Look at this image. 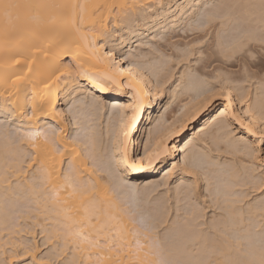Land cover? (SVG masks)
Listing matches in <instances>:
<instances>
[{
    "label": "bare ground",
    "instance_id": "obj_1",
    "mask_svg": "<svg viewBox=\"0 0 264 264\" xmlns=\"http://www.w3.org/2000/svg\"><path fill=\"white\" fill-rule=\"evenodd\" d=\"M144 1L0 0V115L11 120L15 129L12 132L0 123V226L6 225L16 202L25 199L28 208L21 205L27 209L22 214L42 219L41 230L47 233L48 241L59 237L64 248L72 247V264H171L159 240L154 241V236L145 233L153 229L146 221L148 212L140 211L137 204L142 186L127 181L124 174L131 178L152 177L161 171L165 181L157 187H166L173 179L179 187L176 193L189 203L196 194L191 184L192 187L184 186L185 181L188 175L198 176V189L201 190L204 178L207 197L223 213L209 230L212 237L198 229L193 246L205 252L210 249V264H264V205H260V200L258 206L245 204L246 210L241 205L237 207L244 202L241 198L248 199L249 194L245 195L242 189L250 183L244 178L253 175L254 170L243 174L240 169L246 167L242 164L236 170L234 163L221 159L214 163L209 159L212 154L190 150L208 128L214 127V134L208 130L213 139L209 135L208 139L215 142L212 141L217 158L225 151L226 155L241 159L250 157V163L252 158L260 161L257 155L264 143V116L259 109L264 111L263 96L253 103L256 98L249 97L251 93L246 95L245 90V95L240 92L241 95L239 89L235 92L240 87L236 83L243 86L245 77L239 80L236 74L225 72L224 67L215 69L217 64H213L219 60L231 65V59L250 60V51H264V0H244L246 6L240 10L228 6L199 10L204 1L212 0H184L177 11L160 9L155 21L161 25L158 34L178 32L189 16L191 21L198 15V20H203L190 22L187 33L196 36L195 42L210 36L213 43L206 48H216L199 61L198 73L185 77L184 88L176 89L165 103L144 72L146 68L154 71L156 78L166 82L170 74L165 63L159 59L150 65L146 60L148 67L141 68L125 59L124 43L107 47L111 24L127 22L129 13ZM233 28L242 30L233 35ZM68 58L71 62L65 63ZM212 66L215 74L219 73L215 81L221 79L224 91L219 104L214 96L213 73L212 82L208 78L212 70L207 69ZM246 69L249 76L253 74L249 66ZM258 74L250 77L258 79ZM80 95L84 98L78 99ZM182 96L191 102L170 123V105ZM70 104L73 108H69ZM216 104L220 108L215 111ZM162 111L158 120L157 113ZM70 125L82 133L70 134L74 129ZM141 126L146 141L143 157H138L133 152L132 136L139 133ZM111 127L116 130L112 149L104 146ZM231 132H237L239 140H234ZM109 155L111 160L107 159ZM240 157L238 161L244 162ZM248 178L251 182L253 176ZM257 183L249 188L259 191L264 187ZM201 194L199 191L198 198ZM240 194L245 197L238 198ZM221 200H225V206ZM135 209L138 216L130 219L128 216ZM200 220L198 217V227L202 225Z\"/></svg>",
    "mask_w": 264,
    "mask_h": 264
},
{
    "label": "rangeland",
    "instance_id": "obj_2",
    "mask_svg": "<svg viewBox=\"0 0 264 264\" xmlns=\"http://www.w3.org/2000/svg\"><path fill=\"white\" fill-rule=\"evenodd\" d=\"M183 1L184 0H145L142 3V5L139 4V8H137L134 12L129 13V15H128L129 17H128L127 22L123 23L119 19L120 21H118L115 24H111V26H110L111 38L109 40L110 42H108V44H107V47H115L118 44L124 43L126 46L123 47L122 54L124 55V57L127 61H134V63H136V65H138L141 68L148 67V65L145 63L146 60L149 61L148 64H150V65L156 64L157 62H159V59H160V62L162 61L163 63H165L167 74L168 75L170 74V76H168L169 80L168 79L166 80L167 83L162 82V80L160 78H156L154 76L156 74L154 71H149V70H147V68L144 69V72L146 73V75H148V77H150V79L153 81L155 86H157V92L159 93V95L162 98V100L164 101V103L167 101H170V97H172V95H173L172 93L176 92V89L178 91V90H182L180 88H184V85H185L184 81L190 74H197L198 73V71H197L198 70V64H201V62L199 63V61L201 59L205 60V58H207L213 50L214 51L216 50V48H214L212 50L207 49V48H209V45L211 47V44L213 43L212 42L213 40L210 39V36H208L209 38L205 37L204 39L199 40V42H200L199 43L197 40H196V42L194 41L196 38V36L194 34H192L190 32L187 33V31L190 28L188 26V25H190V22L196 23V22H201V20H203L202 17H200V21H199L198 15L194 19H192L191 21H190L191 17L189 16L190 18L188 17V19L186 20L187 23L185 22L184 24H182L181 27L179 28V30H177L178 32H175L173 34H172V32L171 33L166 32L164 34H160V33L158 34V29L161 28V25L159 26V25H157L159 23L155 22V21H157L156 19H157L158 14H160L163 9H166V10L167 9H169V10L173 9L174 11H177L178 7L183 3ZM231 2H232V4H231ZM213 6L215 7V9L216 8H218V9L225 8L226 9L227 6L230 9H232V7L235 9L237 7L236 10H238L239 8L240 9L244 8L246 6V3L244 0H236V1L230 0V2H229V0H228V2H227V0L204 1L202 3V5L200 6L199 10L212 9ZM176 7H177V9H176ZM160 9H162V10H160ZM156 12H157V14H156ZM197 13H198V11H197ZM146 14H148V16ZM144 18H146L147 20ZM239 21H241V20H239ZM239 21H237V22H239ZM164 25L165 24H162V28L164 27ZM152 27L154 29L150 31L149 29ZM233 29H232L233 35L234 34L237 35L238 32H240V30H242V28H238L237 30L235 28H233ZM161 31H163V29ZM157 35H159V36L157 37ZM161 37L163 38L162 41L159 40ZM130 40H131V43H129ZM126 41H128V42H126ZM191 41H193V43ZM248 54H249L248 59H250V60L237 61L235 59H231V61H232L231 65L230 64L229 65L221 64L223 62L217 60L219 63H216L217 61H215L213 64V65L217 64V65H215L216 68L214 66H212L210 69H207V71L212 70V71H209V73L211 72L210 75H208V76H210V77H208L209 80L214 75L211 78V79H214L213 83L215 85L214 84L213 85H214L216 91H217V89H218V91L220 90L219 93H217L216 91L214 92L215 93L214 96L217 97V99L219 100V101H217V104H219L220 99L223 100V97H221V95L224 94V93H222L224 91H222L223 89H221V85H220L221 79L218 80L219 79L218 78L215 81V75L216 76L219 75V73H217V72L215 74V71H216L215 69L222 68V70H223L225 68L226 69V70L224 69L225 72H230V73L236 74V77H238L239 80H242L245 77L244 78L245 83L243 82V86H242V84L240 85L239 83H236L240 87L236 88L237 90H235V92L236 91L238 92V89H239V93L241 92L243 95H245V93H246V95L251 93V94H249V97L253 98V96H254V99L256 98V100L252 99V100H254L253 103L255 101H257L258 100L257 97L259 98L260 96H261V98L259 100L261 101L262 96H263V101H261V106L264 109V105H263L264 104V95H263L264 94V91H263L264 90V82H263L264 81V79H263L264 78V51L262 49L258 48L255 51H250ZM145 56H146V58H143ZM64 62L70 63L71 60L68 58ZM248 66H249V70L251 71V73H253V74H250V76H254V74L256 76L258 73H260V74H258V76L260 75V77H258V79L257 78L253 79L248 75L249 72L245 71V70H247L246 68ZM169 68H171V69H169ZM152 72H154V73L152 74ZM212 73H213V75H212ZM245 73H247V74H245ZM247 75L251 79L249 77H246ZM246 78H249V79H246ZM245 80H248V81H245ZM260 80H262L261 82H263V83H259ZM210 81L212 82V80H210ZM162 83H163V85H162ZM164 83H166V84H164ZM261 86H262V89H261ZM240 88L243 92L240 90ZM242 88H244V89H242ZM259 88H260V90L263 91V93H262V91H261V93H259L260 92ZM245 90H246V92H245ZM239 93H238V95H239ZM80 98L82 99V98H84V96L80 95V97H78V99H80ZM188 99H190V98H188L187 96H185V97L182 96L179 100H177L175 103L170 105L171 106L170 109L172 111V114L168 117L170 123L174 122L176 120L177 116L180 114V112L184 108V106L186 104H188L189 101L191 102V100H188ZM72 104H70L69 108H73L71 106ZM217 104H216V108L214 107L215 111L219 110V108H220V106H217ZM238 108H239V106H238ZM163 111L157 113L158 114V117H157L158 120H159V116H162ZM260 111L264 116V113H263L264 111H262V108H261V110L259 109V112ZM256 112H257V110H256ZM175 116H176V118H175ZM164 118L167 119V116L164 115ZM174 118H175V120H174ZM0 123L4 124L5 127H9L8 129H10L12 132L15 131L14 126L12 124V121L7 119L3 115H0ZM104 126L105 125L101 126V128L104 129ZM70 128H74V129H72L73 131L70 132V134L71 133L72 134H75V133L80 134V132H81V129L79 130L78 127H76L75 125L72 127L70 125ZM110 129H112V130H110ZM110 129L109 130L112 133L108 134V138L110 139V137H111V139L109 140L106 137L104 146L107 148L110 147V149H112L111 148V147H113V145H112L113 138L112 137H114V139H115L114 134H115L116 130L114 129V127H111ZM141 129H142V126L139 129V133L137 135L135 133L132 136V140H133L132 142H134L133 148H135L133 150V152L138 157H143L144 145H145V141H146L145 140L146 138L143 136L144 130L143 129L141 130ZM213 129H214V127L208 128V130H213ZM208 130H206L204 135L200 136L196 140L195 144L191 146L190 150H194L197 153L200 152L202 154L203 153L204 154H208V153L212 154V155H209V154L208 155H209V159H211L212 162H214V163L218 162L219 159H221V162L222 161L226 162V163L228 162L230 164L234 163V166L236 165V170H238V168H239V167H237V165L240 167H242V165L246 168L248 167V170H246V171H245L246 168H241V169L239 168L243 174H244V172L249 174L250 173L249 171L252 172L254 170L255 173H253V175H252V173L250 174L251 177L253 176V179L251 178L252 179L251 182H250V178H248V176L250 177V175H248V176L246 175L247 176L246 178H244L245 176L243 177L244 181L247 180L248 183H250L249 184L250 186L247 185L246 187H244L241 185V187H244L242 189L239 187L240 184H238L239 185L238 187L240 188V190L241 189H242V191L244 190L245 191L244 194L245 195L249 194V196H246V197H248V199L241 198L244 195L240 194L241 196L238 198H241L242 200L241 199L240 200L242 202L244 201L245 203L244 202H243V204L239 203L238 204L239 206H237V204H236V206L238 208L242 206V208L244 207L243 209L246 210L245 207H247V209H248L249 203H252V204H250V206L251 205L253 206V204H255V206L257 204V206H258L260 202H261L260 205H264V203H262V202H264V187H262L259 191H255L253 189L252 190L250 189V188H252L251 185H256L254 183H256L257 181L260 185H261V183L264 184V143H262L260 145L259 148H260L261 152L259 153V155H257L260 157V161H258L255 158L257 160V163H256V161H254L255 160L254 158H252L253 162L250 163L251 162V159L249 160L250 157L247 159H244L242 157L243 159H241L240 156H234V155H230L228 153H227L228 155H226V152L222 151V149L219 151V154L222 151V153H221L222 156L217 158L216 157V156H218L217 149L213 146L215 143L212 140L213 135L211 136L210 135L211 131L209 133ZM229 131H232V129H230ZM214 132H215V130H213L212 133L214 134ZM102 133L105 135V129L102 131ZM191 133H192V131H191V127H190L189 134H191ZM70 134H69V136H70ZM208 135L210 136V138L212 137L211 140L208 139L209 138ZM232 135H234L233 139L236 138L234 140H236V141L239 140L238 138L240 136L237 132L235 134L232 133ZM230 138L232 139V137H230ZM227 139H229V136ZM210 142H212L213 144ZM224 142H222V144H221L222 146L224 145L223 144ZM113 143H114V141H113ZM222 146H221V148H222ZM24 147H26V146H24ZM26 149H27V147H26ZM212 149H214V150H212ZM223 150H225V148H223ZM110 155L107 156L108 158L107 157H105V158H107L108 160H111L112 156L110 157ZM229 155H230V157H229ZM239 157L244 162L238 161ZM182 158H183V154L180 157V161L178 160L180 166H182V164H183ZM228 160H230L231 162ZM89 162L91 165L92 164L91 160H89ZM113 168H115V167H113ZM180 169H181V167H179L178 173H180V171H179ZM124 177L127 181L134 183V184H138L139 188L142 186L140 189V192H139L140 193L139 194L140 195L139 196L140 202L137 204L139 206H141L140 211L143 210L142 212H144V213L148 212L149 213V214L147 213V218H146L147 220L146 221L148 224H150L151 228L153 229L152 231H145V233L149 234L150 236H154L153 237L154 241L159 240V242L163 246V250H164V251H162L163 254L166 253L165 258L168 259L169 261L172 260L171 264H179V263H181V264H210V261H211L210 249L208 250V252H205V251H203V248L198 249V247L193 246V244L195 243L194 241L198 237L199 230H204L205 232L207 231L206 232V233H208L207 235H209V237L211 236L212 231H209V230H211L210 228H212V226L214 224H217L219 222V220H221V218H222L221 215L223 212L220 211L219 209H217L218 207L214 206V204H212L210 202L209 197H207L208 196V190H207L206 181H203L204 178L200 182L201 190L198 189V179H197L198 176L195 177L197 179V180H195V182H194L195 178H193V176H191V175H188V177L186 178L184 186L185 187L187 186V188L193 186L192 188H193V190H195L194 192L196 194V195H192L193 196L192 198H194V199H192L191 202L189 203L188 200L183 199V196H179L176 193V192H178L177 189L179 187H178V184H175V180H173V179L169 180L168 181L169 183H168V185H166V187L165 186L161 187V188L157 187L158 184L160 185V183L162 184V182L165 181L164 177H163V173H161V171L152 177H146L144 175H140L136 178H131V177L127 176V174L126 175L124 174ZM255 177H256V180L254 181V183H252L253 180L255 179ZM235 181H237V180H235ZM244 181H241V182H244ZM247 181H246V184H248ZM238 182L240 183V179ZM146 186L149 187L150 191L148 190V187H146ZM151 186H153V187H151ZM153 188L154 189L157 188L156 189L157 191H154ZM239 188H237L238 191H239ZM199 191H200V194L202 193L200 195V197L202 196L201 199H200V197L198 198V192ZM250 193H251V196H250ZM144 196H147L148 198L147 197L145 198ZM179 198H180V200H179ZM222 199H226V197L225 198L223 197ZM234 199H237V197ZM231 200H233V199H231ZM237 200L240 201L239 199H237ZM24 201H25V199H22V200H19L18 202H16L17 205H15L14 210L9 209L11 207H8V206H10L11 204L7 205V208L10 211H12V213H14V211H16V210L18 212L16 211L17 213H14V214L9 213L11 215L10 216L8 214V216H10L8 219L9 223L7 222L5 226H0V232H1L0 233V244L2 245V247L0 248V252H1L0 264H72V259H71L72 254H73L72 247L67 246L66 248H64V246H62L63 245L62 238H59V237L54 238L51 241L50 240L48 241L47 233L45 234L41 230L40 224L43 223L42 219H39V218L36 219L33 214H31V215L30 214L29 215L22 214V212L24 213V211L27 210V209L24 210V208L27 207L26 206L27 201H25V204H23ZM222 201L223 200H221L220 202L222 203ZM224 201H223V203H224ZM245 204H247L248 206H245ZM21 205H24L25 207H23ZM225 205H226V203H224V206ZM227 205H228V203H227ZM13 206H12V208H13ZM28 206L31 207L32 205L28 204ZM191 207H193V208H191ZM9 210H8V212H10ZM135 211H136V209H135ZM192 211H194V212H192ZM136 212L130 214L128 217L130 219H132V218H134V216H138V211H136ZM219 214H220V216H219ZM198 217H199V219H201L200 223L202 222L201 223L202 225L199 227H198ZM46 222H48V221H46ZM132 224H133V222H132ZM262 224H263L262 226H264V221ZM133 225H136V224H133ZM204 226H207V227H204ZM206 228H208V229H206ZM176 247L178 249H176ZM182 249L183 250L185 249V252ZM168 250L170 253L168 252ZM165 251H167V252H165ZM176 253H177V255H176ZM199 254H200V256H199ZM166 255H168L169 257ZM237 255L239 256V254H237ZM247 256H249V255L245 254V257H247ZM172 258H176V259H172ZM203 258H205V259H203ZM241 259L245 260V258H241ZM176 260H177V262H176ZM198 261H199V263H198Z\"/></svg>",
    "mask_w": 264,
    "mask_h": 264
},
{
    "label": "snow or ice",
    "instance_id": "obj_3",
    "mask_svg": "<svg viewBox=\"0 0 264 264\" xmlns=\"http://www.w3.org/2000/svg\"><path fill=\"white\" fill-rule=\"evenodd\" d=\"M13 6H15V7H19V5H13ZM148 162H149V164L151 163V156H149V158H148Z\"/></svg>",
    "mask_w": 264,
    "mask_h": 264
}]
</instances>
